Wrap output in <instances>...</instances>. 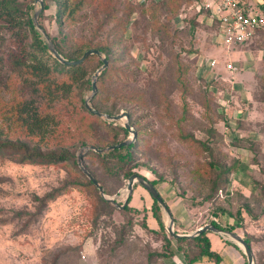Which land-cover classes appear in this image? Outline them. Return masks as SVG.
Here are the masks:
<instances>
[{"label":"rangeland","instance_id":"rangeland-1","mask_svg":"<svg viewBox=\"0 0 264 264\" xmlns=\"http://www.w3.org/2000/svg\"><path fill=\"white\" fill-rule=\"evenodd\" d=\"M119 1L120 16L127 12L128 3L134 11L123 36L122 59L113 62V71L102 87L101 106L112 105L117 91L126 98L131 94L140 97V106L125 100H118L115 106L118 113L130 112L142 129L136 152L140 164L135 171L148 180L162 175L164 180L155 186L172 208L175 201L196 206L185 210L188 228L210 217L213 206L220 202L232 207L231 212L239 208L241 227L235 231L251 238L253 257L264 264V194L259 188L264 183V34L241 46L227 47L203 15L193 19L195 10L183 0L175 2L181 4L177 18L168 21L161 17L168 31L158 33L149 26L153 0ZM250 1L258 9L264 3ZM17 3L24 7L28 1ZM32 5L33 15L40 6L35 1ZM55 11L50 4L41 17L51 35L57 34ZM115 23L109 22L106 31ZM211 59L216 60L214 67L208 66ZM229 62L234 70L226 69ZM179 63L186 66L181 74ZM123 65L135 73L136 80L135 75L127 78L118 72ZM6 97L7 92L0 88V98ZM182 115L185 117L179 121ZM4 119L0 117V129L13 135ZM180 133L192 135L194 140H181ZM204 141L213 148V155ZM81 148H76V162ZM86 153L83 165L85 162L111 189L115 185L117 190L111 195L117 204L123 203L127 180L115 183L104 175L99 160L85 157ZM212 159L235 165L226 190L230 194L220 193L216 203L202 200L206 187L199 178V171H213ZM75 171L71 164L42 165L0 156V264H52L56 256L57 264H145L150 253L160 249V234L142 226V209L151 204L142 185L132 191L129 202L138 209L130 212L133 225L124 233L130 249H121L112 258L102 254L101 248L116 237L113 226L127 220L120 208L113 204L111 216L95 219L92 193L69 186L41 208L39 199L60 189ZM246 204L249 210L243 206ZM163 221L166 224L164 212ZM221 221L234 222L228 213ZM151 264L162 262L151 257Z\"/></svg>","mask_w":264,"mask_h":264},{"label":"trees","instance_id":"trees-1","mask_svg":"<svg viewBox=\"0 0 264 264\" xmlns=\"http://www.w3.org/2000/svg\"><path fill=\"white\" fill-rule=\"evenodd\" d=\"M25 1L28 3L20 7L17 0H0V88L7 92L5 99L0 98V117L6 118L4 120L8 124V130L13 133L9 135L0 129V156H10L20 162L42 165H73L76 171L72 177L67 179L60 189H54L40 198V207H44L48 201L55 199L69 186L92 193L95 219L103 214L111 216L114 209L113 203L101 197L92 181L77 166L75 155L77 147L93 145L102 148L117 144L130 135L119 121L102 119L91 113L85 106V95L91 91V77L101 67L102 61L96 54H91L77 65H65L59 62L49 52L42 34L34 26L32 3L35 0ZM42 1V11L38 16V21L64 58L77 59L84 51L93 48L104 54L107 59L106 68L98 75L96 91L90 101L91 105L98 111L109 115L118 114L119 109L115 108L118 100L132 101L140 106V97H135L138 94H131L129 98H126V95L120 91L116 92L112 105L101 106L102 87L109 73L113 71V62L122 59L123 36L127 32L126 26L134 11L131 4L128 3V8H124L127 12L120 16L116 6L120 4L119 0ZM125 1L128 2V0ZM242 1L248 6L252 5L250 0ZM175 2L176 0L152 1L149 26H152L153 30L158 33L168 31V24L161 21V17H167L168 21L174 17L177 18L176 16L181 13L179 10L181 4H175ZM183 2L188 6H196L201 0H183ZM50 4L56 7V35H51L41 22L43 12ZM259 5L261 6L259 9L264 12V3ZM194 10L193 19L203 15L207 21L210 16L209 12L202 8L198 10L194 8ZM193 19L192 22H194ZM93 21L95 25L91 27ZM111 21H116L115 26L111 28V31H106L105 28ZM191 25L195 28L194 24ZM211 27L214 30L218 28V21L215 18L211 21ZM177 69L181 74L186 70V66L179 63ZM118 72L127 78L135 75L133 71L128 72L124 65L118 69ZM136 78L135 75L133 79L136 80ZM128 114L129 123L136 130V139L132 143L103 154L89 150L85 155V157L97 158L104 175L115 183L127 180L133 173L147 179L145 175L135 171L140 164L136 160V152L142 129L137 126L138 119H133L130 112ZM184 117L182 115L178 120L181 121ZM179 138L194 140L192 135L183 133H180ZM203 144L210 155H213L214 150L209 147V142L204 141ZM84 165L106 194L111 195L116 192L115 185L111 189L108 183L85 162ZM209 165L213 171H199L200 181L206 187L202 200L216 203L220 193L230 194L226 190H228L230 174L234 171L235 165H226L214 159L209 161ZM158 176V179L149 180L154 186L158 181L164 180L162 175ZM138 185L140 184L134 183L133 190ZM259 188L264 194V183L259 184ZM150 198V206L142 209L144 218L142 226L154 234H160L162 244L160 249L150 253L145 264H151V257H157L162 264H166V260L176 254L183 256L185 264H193L203 258L213 260L216 264L220 262V255L211 249L207 236L209 231L195 237H172L166 230L159 203L151 195ZM130 200L131 195L127 204L120 208L124 214L128 215L127 220L121 225L113 226L116 237L101 248V253L109 258L119 255L121 249L124 251L130 249L124 233L133 225V214L130 215V212H138L136 207L129 205ZM163 200L166 201L164 198ZM222 203L213 206L210 217L197 224L198 227L207 222L223 229L226 227L225 229L230 231L241 227L240 209L231 212L232 207L224 206ZM183 206L188 210L196 207L184 204ZM243 206L249 210L248 204ZM226 213L233 218L234 222H227L226 226H223L221 218ZM149 216L154 219L155 227L150 226ZM174 230L177 233L187 231L183 225L178 224L175 218ZM239 235L244 238L252 250L251 238L247 235ZM58 258L56 256L52 264H57ZM254 259L255 264H258L255 256Z\"/></svg>","mask_w":264,"mask_h":264},{"label":"water","instance_id":"water-1","mask_svg":"<svg viewBox=\"0 0 264 264\" xmlns=\"http://www.w3.org/2000/svg\"><path fill=\"white\" fill-rule=\"evenodd\" d=\"M35 2L37 4H39L40 8L37 9L34 14H33V23L35 28L42 34L49 52L53 55V57H55L59 62H61L62 64L65 65H77L79 63H81L82 61L85 60L86 57H88L91 54H96L97 56L100 57L101 61H102V65L101 67H99L97 69V71L93 74L92 76V80H91V93L88 97L85 98V106L86 108L93 114L104 118L108 121H119L122 120V125L129 131L130 135L128 138H126L125 140L120 141L117 144H112L109 146H105L102 148H98L95 147L93 145H85L82 146V148L80 149L78 155H77V164L78 167L81 169V171L87 176V178L89 180L92 181V183L95 185V187L98 189L101 197L103 199H105L106 201L113 203L116 207L118 208H123L127 202L128 199L130 197V195L132 194L133 191V186L134 183H139L140 185H142L151 195L152 198H154L160 205L162 212L165 213L166 217H167V221L165 224L166 230L167 232L175 238L178 237H195L197 235H200L203 232L206 231H211V232H215L220 234L221 236L233 241L234 243H236L239 248L242 250V252L244 253L246 260H247V264H255L254 263V257L252 254V250L249 247L248 243L244 240V238L239 235L238 233L234 232V231H230V230H226L220 227H216L214 225H212L211 223H205L203 226L198 227L197 229L189 232V233H177L174 230V218L173 215L170 211V209L168 208L166 202L163 200L162 196L160 195V192L158 191V189L147 179L143 178L142 176H140L137 173H133L132 175H130L127 179V183L125 186V192H126V198L123 201L122 204H117L116 200H115V195H107L105 194L103 188L101 187V185L98 183V181L94 178V176L85 168V166L83 165L81 159H82V155L84 153H86L89 150H93L97 153H106L110 150L116 149V148H121L122 146H126L130 143H132L135 139H136V130L130 125L129 123V114L126 111H121L120 113L116 114V115H109L107 113L104 112H100L97 109H95L90 101L92 96L95 94L96 91V81L98 78V75L102 72L103 69L106 68L107 66V59L104 55H102L101 52H99L97 49H88L86 51L83 52V54L81 55V57L77 58V59H73V60H69L64 58L56 49V47L54 46V44L52 43L51 39L49 38V36L47 35V33L44 31V29L42 28V26L40 25L39 21H38V14L42 8V4L43 1L42 0H35Z\"/></svg>","mask_w":264,"mask_h":264},{"label":"built area","instance_id":"built-area-1","mask_svg":"<svg viewBox=\"0 0 264 264\" xmlns=\"http://www.w3.org/2000/svg\"><path fill=\"white\" fill-rule=\"evenodd\" d=\"M190 7L208 11L207 22L210 25L213 18L218 21L217 36L227 47L243 45L264 34V12L242 0H201L199 5ZM215 64V59L208 62L211 67ZM226 69L234 70L235 66L229 62ZM211 219L217 221L214 217Z\"/></svg>","mask_w":264,"mask_h":264},{"label":"crops","instance_id":"crops-1","mask_svg":"<svg viewBox=\"0 0 264 264\" xmlns=\"http://www.w3.org/2000/svg\"><path fill=\"white\" fill-rule=\"evenodd\" d=\"M168 208L170 209L173 218L177 220L178 224L183 225L184 228L187 229L186 232L183 233H189L195 229L198 228V225L188 228L186 224L187 218L185 217V210L188 209L182 205V203L179 202H173L176 206L173 208L171 207L168 200L165 201ZM163 215V212H162ZM148 222L150 226L155 227V221L154 219L149 216ZM151 222V223H150ZM223 221H221L222 223ZM224 223V224H223ZM222 225L226 226V222H223ZM207 236L210 240L211 249L215 252H217L221 260L218 264H245L247 262L246 257L242 250L239 248V246L234 243L233 241L224 238L218 233L209 231L207 233ZM166 264H185L183 256L181 254H176L170 259L166 260ZM193 264H216L213 260L203 258L201 261H197Z\"/></svg>","mask_w":264,"mask_h":264}]
</instances>
